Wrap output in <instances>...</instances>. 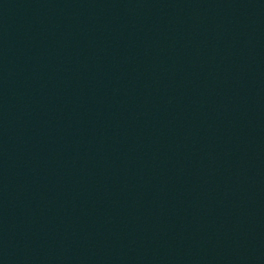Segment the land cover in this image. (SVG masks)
<instances>
[{
    "label": "water",
    "instance_id": "1",
    "mask_svg": "<svg viewBox=\"0 0 264 264\" xmlns=\"http://www.w3.org/2000/svg\"><path fill=\"white\" fill-rule=\"evenodd\" d=\"M0 264H264V0H0Z\"/></svg>",
    "mask_w": 264,
    "mask_h": 264
}]
</instances>
